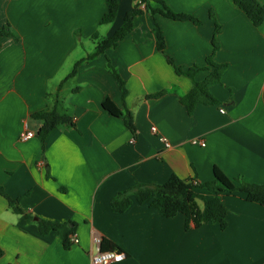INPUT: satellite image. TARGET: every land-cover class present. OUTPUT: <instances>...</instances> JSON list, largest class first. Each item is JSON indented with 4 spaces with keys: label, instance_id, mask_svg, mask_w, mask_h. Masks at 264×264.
<instances>
[{
    "label": "crops",
    "instance_id": "1",
    "mask_svg": "<svg viewBox=\"0 0 264 264\" xmlns=\"http://www.w3.org/2000/svg\"><path fill=\"white\" fill-rule=\"evenodd\" d=\"M116 1L114 21L105 25L106 0H0V28L14 36L0 37V186L33 217L14 213L0 196V264H91L102 238L123 255L109 264H264V206L240 193L220 197L224 227L191 222L186 229L184 215L163 218L134 200L122 214L110 210L111 199L137 183L163 184L175 175L203 184L214 180V167L230 180L264 184V22L254 27L231 0H162L201 24L156 15L166 44L160 53L154 22L139 5L130 34L64 81L140 2ZM210 14L221 27L216 35ZM167 57L184 71L206 66L209 57L227 65L220 84L209 87L218 103L198 104L189 115L180 99L192 81ZM108 62L125 83L124 102ZM57 95L73 127L57 126L44 150L36 137L20 140L25 130L36 136L41 123L31 115L52 108ZM105 97L132 112L135 135L102 109ZM196 204L201 210L203 202ZM38 219L74 223L78 243L66 250L55 232L41 236Z\"/></svg>",
    "mask_w": 264,
    "mask_h": 264
},
{
    "label": "trees",
    "instance_id": "2",
    "mask_svg": "<svg viewBox=\"0 0 264 264\" xmlns=\"http://www.w3.org/2000/svg\"><path fill=\"white\" fill-rule=\"evenodd\" d=\"M139 4L134 6L133 9L128 12L123 20V24L120 29L110 38L103 39L96 45L95 52L83 60L78 61L72 71L64 79L74 77L77 73V69L87 59H92L105 53L106 50L115 48L117 43L127 37L132 31L133 19L142 14V10L139 9V5L144 6V11L154 22L155 35H156V49L160 53H164L166 44L160 28L155 22L154 17L161 15L162 17L175 21L184 22L188 21L194 25H200L201 22L196 17L185 14L176 13L169 10L162 0H139ZM232 3L246 16L250 23L254 27H260L264 22V3L259 0H231ZM152 3L158 4L160 7L152 6ZM107 11L101 19V24H111L114 21L117 12V1L106 0ZM210 18L214 22L213 16L210 14ZM215 35L220 32L221 27L214 22ZM215 35L212 39L213 52L218 48L215 41ZM0 37H14L11 32L0 28ZM95 37V36H94ZM167 62L173 67L177 75L187 77L192 81L191 90L180 99L181 105L184 106L186 112L191 115L198 104L213 106L218 102L210 94L209 87L215 84H220L221 77L227 68V65L216 64L209 57L206 60V66L198 67L194 66L187 70L174 65L173 60L169 57L166 58ZM108 67L111 74L115 78L118 88L121 92L122 100L128 94L125 83L120 79L115 70L108 62ZM199 71H209L206 78L201 82L194 80L196 74ZM61 87H59L58 91ZM162 93H158L151 98H157L162 96ZM58 95L55 98L54 106L44 111L36 112L31 115L34 120L41 123L40 128L36 133V138L42 143V150H44L43 143L48 135L59 125H66L73 127L72 121L66 115L58 111ZM150 97V96H149ZM101 107L110 116L122 120L126 129L135 135L136 129L134 126L133 114L129 109H119L109 98L105 97L101 102ZM214 180L207 183H199L197 181H184L175 175H172L163 184H141L137 183L134 186L128 188L125 191L118 193L110 201V210L114 214H122L132 205L133 200L139 205L148 204L150 208L156 209L163 218H173L178 214L185 217V228L188 229L189 224L193 222L195 227H199L202 224H218L220 227L225 226V215L221 202V195L240 193L244 196L248 203H255L260 206H264V184H252L247 183L240 178L230 180L216 167L213 169ZM198 190H205L212 193L214 197L210 200H205L198 194ZM0 196H2L7 202L10 209L19 215H23L27 220H32L33 217L26 211L21 209L18 205L19 200L11 199L5 192L4 188L0 186ZM197 201L203 202V207L200 210L197 206ZM38 231L41 236H47L49 233L55 232L62 243L64 249L68 250L72 243L71 237L75 235L76 225L74 223H53L46 220H37ZM99 252H116L121 254L120 249L110 242L109 240L102 238L99 243ZM3 256V251L0 249V258Z\"/></svg>",
    "mask_w": 264,
    "mask_h": 264
},
{
    "label": "built area",
    "instance_id": "3",
    "mask_svg": "<svg viewBox=\"0 0 264 264\" xmlns=\"http://www.w3.org/2000/svg\"><path fill=\"white\" fill-rule=\"evenodd\" d=\"M220 112L222 114H224V110L221 109ZM152 133H155L156 130L155 128H151ZM20 140L22 141H27L30 140L32 138L35 137V133L30 132V131H24L20 134ZM160 141L164 144L165 148H169L170 145L167 142V140L165 138H160ZM191 143L194 145H198L201 146L202 148L205 147V142L203 139L200 138H194L191 140ZM71 243L72 244H77L78 243V239L76 237V235L71 237ZM97 244H99V241H97ZM120 256L119 260H116L115 257L116 256ZM123 259V255L116 253V252H107V253H100L99 250L97 251L96 254H92L91 255V264H109L110 262H119Z\"/></svg>",
    "mask_w": 264,
    "mask_h": 264
},
{
    "label": "rangeland",
    "instance_id": "4",
    "mask_svg": "<svg viewBox=\"0 0 264 264\" xmlns=\"http://www.w3.org/2000/svg\"><path fill=\"white\" fill-rule=\"evenodd\" d=\"M51 89H52V84H49L48 85V90H49V93L51 92ZM200 203V202H199ZM201 204V203H200Z\"/></svg>",
    "mask_w": 264,
    "mask_h": 264
},
{
    "label": "snow or ice",
    "instance_id": "5",
    "mask_svg": "<svg viewBox=\"0 0 264 264\" xmlns=\"http://www.w3.org/2000/svg\"><path fill=\"white\" fill-rule=\"evenodd\" d=\"M115 259H116V260H119V259H120V256L117 255V256L115 257Z\"/></svg>",
    "mask_w": 264,
    "mask_h": 264
}]
</instances>
